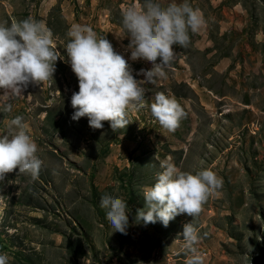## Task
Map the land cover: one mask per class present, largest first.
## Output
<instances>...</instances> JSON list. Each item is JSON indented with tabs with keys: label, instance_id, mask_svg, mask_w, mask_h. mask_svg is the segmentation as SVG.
Listing matches in <instances>:
<instances>
[{
	"label": "rangeland",
	"instance_id": "obj_1",
	"mask_svg": "<svg viewBox=\"0 0 264 264\" xmlns=\"http://www.w3.org/2000/svg\"><path fill=\"white\" fill-rule=\"evenodd\" d=\"M134 3L140 0H0V24L27 17L39 21L50 31L58 55L53 78L29 85L19 96L0 99V107L11 105L0 111V135L8 133L11 119L21 117L41 160L35 180L14 169L0 181V253L8 264H185L179 233L191 222L201 237L197 247L203 264H264V116L259 122L233 119L237 125L243 120L252 124L235 128L238 133L231 138L206 129L193 137L191 116L185 111L175 134L161 132L145 108L149 99L134 112L136 121L127 117L130 122L115 132L107 121L93 129L86 117L70 118L69 100L78 85L66 62L67 31L74 24L86 25L115 52L121 54L117 46L125 47L122 57L136 71L142 65L139 59H128L127 33L121 25L122 10ZM189 4L201 12L205 24L189 32L188 46H173L171 63L189 62L192 85L201 82L204 67L221 59L246 63L250 71L257 58L264 70V0ZM176 88L196 102L190 87ZM165 160L193 174L210 169L222 185L195 217L179 214L172 219L176 224L167 227L159 221L137 222L136 211L144 207L141 193L154 183ZM106 194L127 203L123 234L113 231L99 206Z\"/></svg>",
	"mask_w": 264,
	"mask_h": 264
},
{
	"label": "clouds",
	"instance_id": "obj_2",
	"mask_svg": "<svg viewBox=\"0 0 264 264\" xmlns=\"http://www.w3.org/2000/svg\"><path fill=\"white\" fill-rule=\"evenodd\" d=\"M205 24L198 9L189 0L162 4L160 0H140L121 12V25L127 33L128 59L150 63L140 68L137 75L153 83L166 76V69L175 58L173 46L186 47L189 32L195 33ZM66 35V62L77 79L78 90L70 96L73 108L70 118L86 117L93 129L103 127L107 121L114 132L123 129L130 121L128 114L144 107L145 90L140 80L121 54L113 50L110 42L86 25H72ZM51 33L39 21L27 17L5 26L0 24V99L6 101L22 94L29 85H37L53 78L58 55L51 47ZM61 59V58H60ZM3 103L0 111L10 110ZM150 112L157 123L169 132L176 129L184 112L171 96L157 92ZM8 133L0 135V181L6 173H26L35 180L41 160L35 155L37 146L25 131L21 117L8 122ZM161 171L154 183L143 189L144 207L137 209L135 220L146 225L168 222L179 214L195 217L202 204L221 187L222 180L210 169L195 173L182 171L170 161L160 162ZM99 206L115 232L125 233L128 227L126 201L118 195H103ZM182 249L187 254L185 264H203L198 250L200 235L191 223H184ZM0 264H8L0 253Z\"/></svg>",
	"mask_w": 264,
	"mask_h": 264
},
{
	"label": "crops",
	"instance_id": "obj_3",
	"mask_svg": "<svg viewBox=\"0 0 264 264\" xmlns=\"http://www.w3.org/2000/svg\"><path fill=\"white\" fill-rule=\"evenodd\" d=\"M117 49H120L122 56H125V47L117 46ZM254 61L256 67H252L250 71L246 63L233 64L224 59L212 62L211 65L204 67L201 82H197L195 86L189 82L191 72L193 74L194 72L193 70L190 72L189 62L183 60H180L178 66L171 63V66L166 69V76L156 79L153 83L144 82L142 74L138 76V79L141 82L140 86L145 90L144 100L149 99L150 104L154 102L157 92L171 96L180 104L183 111L191 116V125L193 124L192 128H194V130L191 128L193 137L202 136L201 130L206 129L207 133L229 134L231 138L238 133L235 128L249 127L251 123L246 120L248 122L246 124L243 120L241 125H237L231 123L233 119L251 117L258 118L257 122H259V119L264 116V78L261 77V74L264 75L263 64L257 58H254ZM138 62L142 68L151 67L147 61L139 60ZM132 72L137 73V70ZM254 77L255 81L252 83ZM183 84L185 87H190L192 94L197 96L195 103L189 98L185 99L187 95L177 91V85L180 87ZM156 87L158 88L155 89ZM145 108L150 112L149 106ZM128 118L136 121L134 112L129 113ZM154 122L162 132L163 128L155 119ZM176 132L177 130L172 131V134ZM174 224H176L175 221L171 220L168 225Z\"/></svg>",
	"mask_w": 264,
	"mask_h": 264
}]
</instances>
